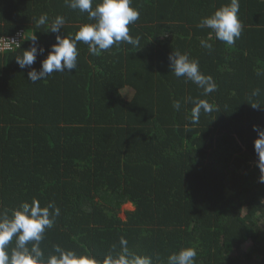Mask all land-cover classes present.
Wrapping results in <instances>:
<instances>
[{
	"label": "trees",
	"instance_id": "1",
	"mask_svg": "<svg viewBox=\"0 0 264 264\" xmlns=\"http://www.w3.org/2000/svg\"><path fill=\"white\" fill-rule=\"evenodd\" d=\"M228 3L132 0L140 19L129 34L140 50L121 43L93 56L80 42L73 72L32 83L27 72L39 70L55 42L36 19L65 16L64 37L90 21L64 0H0V39L23 32L0 53V213L33 199L58 207L40 244L46 256L59 245L104 264L122 254L124 238L130 254L153 264L182 247L197 250V264H264V183L252 130L264 126V0H239L240 38L229 46L213 37L208 51L200 41L210 30L199 22ZM33 32L45 52L20 69L15 58ZM171 51L198 60L216 91L204 95L177 78ZM201 99L215 110L190 123V101Z\"/></svg>",
	"mask_w": 264,
	"mask_h": 264
},
{
	"label": "clouds",
	"instance_id": "2",
	"mask_svg": "<svg viewBox=\"0 0 264 264\" xmlns=\"http://www.w3.org/2000/svg\"><path fill=\"white\" fill-rule=\"evenodd\" d=\"M67 8L86 14L90 23L81 24L74 34L64 37L59 35L65 23L66 17L57 15L49 17L47 13L41 14L36 19V26H46L47 32L54 34L55 42L47 48L46 57L40 62L39 70L32 69L27 72L28 80L32 83L46 80L53 73L73 72L77 68L79 55L77 44L82 42L87 45L88 52L93 56H99L114 45L121 43L130 44L139 48V39L129 34V25L140 19L138 9L131 6L132 0H64ZM240 11L239 0H230V3L222 5L212 14L202 17L200 28L209 29L208 39L201 40L202 48L211 51L213 44L208 42L213 37L226 45H234L240 38L243 25L238 18ZM32 33L30 45L24 49L21 56L15 58L20 69L31 68L36 62L37 56L45 52V47L39 44L38 36ZM169 70L177 78H185L191 81L202 94L209 95L216 91L217 85L210 75H204L200 71L199 61L190 59L187 53L171 51L168 55ZM264 75V72H257ZM260 94V89H255L253 96ZM190 123H198L201 110L211 113L215 110L213 104L207 100H192ZM253 109L260 105L249 104ZM177 111L181 107L180 101L172 105ZM219 112V111H217ZM256 133L253 140V150L257 156V167L262 175L260 182L264 183V126L253 125ZM60 215V209L53 203L41 207L38 200L31 203L23 202L19 208L0 213V264H98L91 254H77L73 250L64 249L59 245L54 246L47 256L40 244L44 239L46 229H51L55 217ZM122 254L116 260L107 257L104 264H153L151 256H139L130 254L128 241L120 239ZM197 250L193 247H182L171 252L167 256L166 264H197Z\"/></svg>",
	"mask_w": 264,
	"mask_h": 264
},
{
	"label": "built area",
	"instance_id": "3",
	"mask_svg": "<svg viewBox=\"0 0 264 264\" xmlns=\"http://www.w3.org/2000/svg\"><path fill=\"white\" fill-rule=\"evenodd\" d=\"M23 32L17 33L15 36L0 39V53L8 51L19 45Z\"/></svg>",
	"mask_w": 264,
	"mask_h": 264
},
{
	"label": "rangeland",
	"instance_id": "4",
	"mask_svg": "<svg viewBox=\"0 0 264 264\" xmlns=\"http://www.w3.org/2000/svg\"><path fill=\"white\" fill-rule=\"evenodd\" d=\"M121 94H122V97L125 99V100H127V101H129V100H131L132 99V97H133V95H134V90L133 89H131V88H125V89H123L122 91H121ZM124 210H133V208L131 207V205H127V206H125L124 207ZM248 248V246H245V249H247Z\"/></svg>",
	"mask_w": 264,
	"mask_h": 264
}]
</instances>
